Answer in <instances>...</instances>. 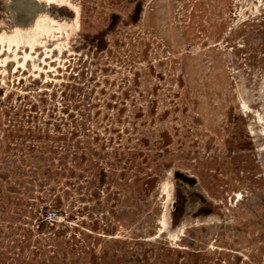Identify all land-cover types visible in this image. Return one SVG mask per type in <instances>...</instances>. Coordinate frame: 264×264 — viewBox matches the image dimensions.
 Wrapping results in <instances>:
<instances>
[{
    "label": "rangeland",
    "instance_id": "1",
    "mask_svg": "<svg viewBox=\"0 0 264 264\" xmlns=\"http://www.w3.org/2000/svg\"><path fill=\"white\" fill-rule=\"evenodd\" d=\"M29 1L0 0V264H264V0Z\"/></svg>",
    "mask_w": 264,
    "mask_h": 264
},
{
    "label": "water",
    "instance_id": "2",
    "mask_svg": "<svg viewBox=\"0 0 264 264\" xmlns=\"http://www.w3.org/2000/svg\"><path fill=\"white\" fill-rule=\"evenodd\" d=\"M18 2H19L17 6L18 10L21 12L23 8H26L28 11L26 14L28 15L35 7V4L30 2L29 0H18Z\"/></svg>",
    "mask_w": 264,
    "mask_h": 264
},
{
    "label": "bare ground",
    "instance_id": "3",
    "mask_svg": "<svg viewBox=\"0 0 264 264\" xmlns=\"http://www.w3.org/2000/svg\"><path fill=\"white\" fill-rule=\"evenodd\" d=\"M11 2V1H10ZM35 2V1H34ZM41 4V3H40ZM43 5V4H42ZM44 6V5H43ZM42 7V6H41ZM20 23V22H19ZM16 24V23H15Z\"/></svg>",
    "mask_w": 264,
    "mask_h": 264
}]
</instances>
